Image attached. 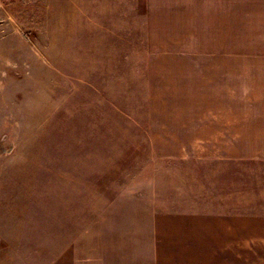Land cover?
Listing matches in <instances>:
<instances>
[{"label": "rangeland", "instance_id": "rangeland-1", "mask_svg": "<svg viewBox=\"0 0 264 264\" xmlns=\"http://www.w3.org/2000/svg\"><path fill=\"white\" fill-rule=\"evenodd\" d=\"M104 1V31L91 51L84 50L101 62L87 67L82 44L88 32L68 29L59 14L52 33L50 0H0V168L15 160L16 167L24 165L25 157L28 167L50 170L56 154L69 153L74 177L65 183L91 186L97 207L118 197L155 207L149 211L154 264H264L260 225H227V213L236 212L213 204L217 191L226 193L217 166L245 163L222 160L228 150L248 147L236 143L242 114L235 113L234 144H211L214 114L198 113L175 94L194 87V56L256 58L236 65V73L264 68V0ZM195 9L201 10V27L193 23ZM144 77L154 84L150 94ZM82 198L81 192L77 200ZM137 227L124 225L134 235L123 238L117 260L125 263L146 233Z\"/></svg>", "mask_w": 264, "mask_h": 264}, {"label": "crops", "instance_id": "crops-1", "mask_svg": "<svg viewBox=\"0 0 264 264\" xmlns=\"http://www.w3.org/2000/svg\"><path fill=\"white\" fill-rule=\"evenodd\" d=\"M50 2L52 33L58 29L59 14L66 19L68 29L71 26L74 32H78L80 28H82L81 32H88L82 44L83 53L88 58L87 67L90 64L92 67L98 65L101 62L100 57H90L84 50L91 51L95 47L99 31H104L107 16L106 1L50 0ZM122 10H124L123 6ZM215 13L218 16L217 10ZM200 14L201 10L195 9L193 23L195 26L198 24L199 27L203 26ZM124 15L125 13L121 18H124ZM227 23L226 20V26ZM153 30L151 27L149 33ZM92 31L95 32V37ZM189 31L184 30V32ZM195 32H197L196 28ZM259 59L264 63V57ZM246 60L253 63L256 58H235L228 55L194 56L189 62L194 65V87L188 85L186 91L178 90L175 94L184 97L183 103L198 113L214 114L210 126L213 139L209 142L211 144H234L235 113L242 114L241 128L237 127V137L242 141L236 139V143L248 147L241 151L230 149L225 156H222V160H227L228 165H234L229 161L235 159L245 163H242V167L238 165L236 168L224 169L223 165L217 166L218 183L223 184L220 187L225 186L226 193L219 194L217 191L213 204L217 209H231L236 212L234 216L227 213V225L233 223L232 225L241 226L243 229L247 223H258L259 231L262 232L260 239H264V68L259 71L254 69V72L243 68L242 72L236 73L235 66L247 64L248 62H244ZM80 64L81 62H73L74 66ZM74 70L80 73V70ZM91 71L92 75L93 72H97ZM56 73L59 75L58 68ZM208 74L212 79L207 78ZM237 75L241 77L237 78ZM132 79L135 82L139 80L136 74ZM145 79L146 94H150L153 92L154 84H151L147 77L141 81ZM117 80L122 81L123 78ZM56 84L59 85L57 79ZM175 88L178 89L179 85ZM190 93H194L193 99ZM154 103L155 99L151 100V103L148 102L149 110L153 109L151 104ZM155 124L160 126L158 120ZM158 128L164 127L161 125ZM199 135L201 136V132ZM74 160V156L69 153L56 154L50 170L28 167L26 164L28 160L25 157L22 159L25 164L18 167L16 160L7 169L1 164L0 264H154L153 244L150 243L154 240V232L149 226V211L154 213L155 207L131 199L124 203L122 197H113L114 199L109 201L102 200L97 207L93 204L96 201L90 198L91 186L87 184L88 187L84 185L82 189H75L74 185L65 183L68 182L69 177H74V169L72 166L68 167L69 162L73 165ZM57 162H66V167L54 168ZM59 182L64 183L61 185ZM86 190L88 196H85ZM253 190L259 191L257 193ZM81 192L83 198L80 201L77 198ZM144 209L148 211L144 212ZM248 209L258 211L246 212L245 210ZM251 214L254 215L253 219ZM129 218L131 222H125V219ZM151 218L153 220V217ZM129 223L138 226L136 230L141 226V230L146 231L144 234L146 236L141 232L143 237L139 239L140 242L132 245L133 250L124 263L123 260H117L116 255L122 258L123 238L131 239L134 235L128 232L131 228L128 230L123 228ZM238 231L239 229L234 233Z\"/></svg>", "mask_w": 264, "mask_h": 264}]
</instances>
